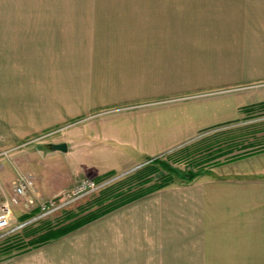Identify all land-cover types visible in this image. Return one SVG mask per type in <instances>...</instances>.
<instances>
[{
	"label": "rangeland",
	"instance_id": "374dc122",
	"mask_svg": "<svg viewBox=\"0 0 264 264\" xmlns=\"http://www.w3.org/2000/svg\"><path fill=\"white\" fill-rule=\"evenodd\" d=\"M216 1L0 0V196L23 177L35 200L13 206L0 264H264V149L222 152L243 133L264 141V105L194 130L203 102H264V73L201 89V33L238 45L264 2L223 0L240 14L221 22ZM60 142L69 152L50 148ZM112 149L121 167L79 175L115 162ZM84 178L97 188L69 201ZM62 182L52 195L36 186ZM140 198L142 220L117 211ZM50 200L60 206L37 217Z\"/></svg>",
	"mask_w": 264,
	"mask_h": 264
},
{
	"label": "crops",
	"instance_id": "0c3cea01",
	"mask_svg": "<svg viewBox=\"0 0 264 264\" xmlns=\"http://www.w3.org/2000/svg\"><path fill=\"white\" fill-rule=\"evenodd\" d=\"M222 1L223 0H217L215 2V5H217L218 8H221V9H215L213 16L217 20H220L221 22H223L222 19L225 17H228L229 15H232L233 17H239V14H240L238 13L239 11H236L235 9L231 10L229 8L223 9L221 7ZM252 1L253 0H251V3ZM261 1L264 2V0H261ZM242 2L245 4V0H242ZM251 3L249 2L250 5ZM232 12L234 14H232ZM260 12H264V10H260ZM205 20L206 18L204 19L201 18V22H204ZM260 20H261L260 22H262V19ZM252 24H251V27L256 26V29L253 30L252 32L247 31V30L244 31V33L248 32L249 36H247L245 39L244 37L241 38L238 45H233V42H232L233 40L231 39L222 40V35L220 33L218 37H212L210 41H204L203 40L204 37L202 36L203 34L201 33V89L215 87L218 84L224 83L223 81H229V80L236 81L239 78L242 80L251 79V78L254 79L256 77H253L252 75L264 73V34L261 35V33H264V23L262 24L260 23L261 25H252ZM204 26H206V24H201V30L203 29ZM217 28L221 29L219 26ZM238 31L239 29L236 28L235 33H237ZM253 35H258V36H253ZM207 58H212L211 60L212 62L210 63L209 67L206 66L209 63V60ZM221 59H225V60L222 61ZM204 60H208V61L206 62ZM235 71L238 72V74L240 75L244 74V77L242 75H241L242 77H240V75L239 76L232 75L233 73H235ZM188 87L190 86L188 85ZM213 103L215 102L211 100L201 103V123L196 125L194 127V130L199 129L200 127L204 128L207 126L214 125L216 123L237 119L238 117L241 116V111H242L241 108L246 104V103L244 104L239 103V104H234V105H227L226 110L224 112L222 110L221 104L217 105L216 103V105H214ZM207 105L209 107H207ZM229 110H230V113L227 114ZM180 135L182 134H178L176 136H180ZM67 146H68L67 152H69L68 150L70 146L68 144ZM112 152H113V149L112 151H109V154H110L109 159H111V156H112V159L114 160L115 157L113 156ZM92 153L93 152H90V151L85 152L84 160L88 162V157L89 155H92ZM114 161L115 162H112V163L108 161L106 162V165L101 164V167H93L94 165L89 166L88 164V166L86 165L84 169V166H82L83 168L80 169L82 173H80L79 175L86 174L87 172H90V171L92 172L90 174H94L93 173L94 170L96 171L95 174L99 175L106 171L116 170L122 166L120 165L118 159ZM89 167L91 168L89 169ZM67 184L68 182L67 183L62 182L52 187L48 185H44V184L43 185L37 184L36 186H37V190L41 194H49V195L51 194L52 195L54 193L60 192L61 189L65 187ZM39 192L35 191L34 194L40 195ZM143 200L144 198H140L136 202L126 204L123 207L118 208L117 211H119L120 214H123L126 212L132 213L131 221L133 220V218L137 221L138 217L141 218V217H144V215L141 216V214L139 215V213L134 214L135 211H137L138 209L141 211L142 210L147 211V209H145L146 205L143 202ZM167 200L168 199H166V201ZM170 200H172L171 197H170ZM152 211L153 210H150L149 212H151L152 214L153 213ZM140 220H142V218Z\"/></svg>",
	"mask_w": 264,
	"mask_h": 264
},
{
	"label": "built area",
	"instance_id": "2783aa9c",
	"mask_svg": "<svg viewBox=\"0 0 264 264\" xmlns=\"http://www.w3.org/2000/svg\"><path fill=\"white\" fill-rule=\"evenodd\" d=\"M97 188L96 183L88 178L81 179L75 187L72 189L68 196L70 197L69 201L81 197ZM29 189V183L21 177L12 184V190L9 193H4L0 196V231L11 232L15 230L18 225H12V209L13 206L20 203L22 198H24V204L26 206L34 204V199L32 196H29L27 191ZM55 201H48L45 204V201L37 203L35 207L39 208V213L37 217L49 213L57 209L60 205H54ZM23 224H19L21 226Z\"/></svg>",
	"mask_w": 264,
	"mask_h": 264
},
{
	"label": "trees",
	"instance_id": "16d2710c",
	"mask_svg": "<svg viewBox=\"0 0 264 264\" xmlns=\"http://www.w3.org/2000/svg\"><path fill=\"white\" fill-rule=\"evenodd\" d=\"M258 105H264V102H259V103H256V104H253L252 106H248V107H242L241 109L242 110H244V109H246V108H251V107H256V106H258ZM250 132H253V131H250ZM249 132V134L248 135H250L251 136V134H254V133H250ZM243 136H246L247 137V134H242L241 136H236L234 139H231L233 142V144H234V146H236V148L235 149H232V148H228V149H225L226 151H222L223 153L224 152H227V153H231L232 152V156L233 157H231V158H239V157H242V156H244V155H246V154H248V153H252L253 152V150L254 151H259V150H262V149H264V148H262V146H264V141H262V140H257L256 142L255 141H249V140H244V139H246V138H244ZM244 138V139H243ZM241 139H243V140H241ZM231 143V144H232ZM261 148V149H260ZM257 149H259V150H257ZM213 156H216V155H213ZM212 156V157H213ZM217 156H219V155H217ZM215 162H216V160H215ZM164 166H166L167 167V164H165L164 163ZM152 169L153 167H152V165H145L144 167H142L141 169H140V171H139V173L140 172H142L143 170H147V169ZM168 169V168H167ZM169 170V169H168ZM142 175V174H141ZM194 173H189V175H187V178H188V180L190 181L193 177H194ZM164 179V178H163ZM172 178L171 177H166V179H164V180H162L160 183H158V184H156L152 189H149L148 191H150V190H153V189H155V188H159V187H163V186H165L166 184H168V183H170L172 180H171ZM146 192H142V193H136V194H134V195H132V196H130V197H128V198H126V199H123L122 201H120V202H118V204H116V205H114V206H111V207H109L108 209H106V210H110V209H112V208H114V207H116V206H120V205H122V204H125V203H127V202H130V201H132V200H134V199H136V198H138V197H140V196H142L143 194H145ZM106 210H103L101 213H97V214H94V215H91V216H89V217H87V218H85V219H83V221L82 222H80V223H83V222H87V221H89V220H92L93 218H96L98 215H100V214H103ZM80 223H78V224H80ZM76 226H78V225H76ZM73 227H75V226H73ZM73 227H71V228H73ZM55 235L54 236H59V235H61L62 233L60 232V233H54ZM53 236V237H54Z\"/></svg>",
	"mask_w": 264,
	"mask_h": 264
},
{
	"label": "water",
	"instance_id": "95a60500",
	"mask_svg": "<svg viewBox=\"0 0 264 264\" xmlns=\"http://www.w3.org/2000/svg\"><path fill=\"white\" fill-rule=\"evenodd\" d=\"M50 148L52 150H59L62 152H66L68 149L67 143L66 142H60V143H53L51 144Z\"/></svg>",
	"mask_w": 264,
	"mask_h": 264
}]
</instances>
